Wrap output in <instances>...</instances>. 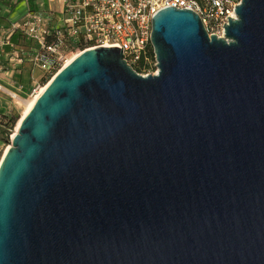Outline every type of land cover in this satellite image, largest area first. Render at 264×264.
<instances>
[{
	"label": "water",
	"instance_id": "95a60500",
	"mask_svg": "<svg viewBox=\"0 0 264 264\" xmlns=\"http://www.w3.org/2000/svg\"><path fill=\"white\" fill-rule=\"evenodd\" d=\"M228 19L165 7L157 73L97 47L50 80L0 162V264H264V0Z\"/></svg>",
	"mask_w": 264,
	"mask_h": 264
},
{
	"label": "built area",
	"instance_id": "2783aa9c",
	"mask_svg": "<svg viewBox=\"0 0 264 264\" xmlns=\"http://www.w3.org/2000/svg\"><path fill=\"white\" fill-rule=\"evenodd\" d=\"M240 1L61 0L60 9L50 8L47 14L28 9L16 19L4 20L0 15V65L4 55L16 66L22 65L23 57L14 49L18 46L12 39L17 34L31 44L32 70H42L41 78L54 77L74 53L97 47L122 48L125 60L138 73H157L151 34L152 18L158 11L168 6L192 9L210 35L224 37V24L235 17Z\"/></svg>",
	"mask_w": 264,
	"mask_h": 264
},
{
	"label": "rangeland",
	"instance_id": "374dc122",
	"mask_svg": "<svg viewBox=\"0 0 264 264\" xmlns=\"http://www.w3.org/2000/svg\"><path fill=\"white\" fill-rule=\"evenodd\" d=\"M13 2L16 3V6L13 7L14 11H11L10 8H8L5 4H1L0 1V15L4 20L9 17L16 19L20 17L28 9L30 10L33 9L41 14H47L48 9L50 8L60 9V5H61V0H57V2L55 3H49L48 0H13ZM20 40H21L20 45H18V47L14 49H17V53L19 54V56L23 57L24 61L21 65L22 66L21 69L25 67L24 68L25 71L22 79L25 81L26 85L23 88H20L19 86H17V82L13 81L14 79L10 81L5 77L2 78L1 72L6 71V66L4 65L1 67L2 69H0V84H2L3 86L2 88H0V115L5 113L9 114L12 112L14 113V115H18L17 123L19 119L22 117L23 107L20 105V103H18L17 99H15L9 93V91H14L23 98H29L34 94H36V90H39L38 89L39 85L43 86L53 78V77L49 78V80L45 84H43V80L45 78H40L41 75L43 74V71L38 69L35 73V76L37 78L31 77L30 83H28L32 69L30 59L32 57L33 52L31 48V44H28L25 40L22 39V37ZM14 49L8 48L7 50L13 51ZM17 69L20 68H16L15 70ZM17 123L9 134L10 135L9 142L6 144H0V160L3 156L4 149L6 148V146L11 144L12 141L11 136L14 134L16 130Z\"/></svg>",
	"mask_w": 264,
	"mask_h": 264
},
{
	"label": "trees",
	"instance_id": "16d2710c",
	"mask_svg": "<svg viewBox=\"0 0 264 264\" xmlns=\"http://www.w3.org/2000/svg\"><path fill=\"white\" fill-rule=\"evenodd\" d=\"M1 4H5L8 8H10V10H13V7L16 6V3L13 2V0H0ZM13 42L15 45H20V35H13ZM9 48V47H8ZM11 48V47H10ZM49 78H51L50 76L45 78L43 80V84H45ZM20 80H23L22 78ZM18 115H14V113H5L0 115V144H6L9 142V134L12 131L13 127L16 125L17 123V117Z\"/></svg>",
	"mask_w": 264,
	"mask_h": 264
},
{
	"label": "bare ground",
	"instance_id": "6f19581e",
	"mask_svg": "<svg viewBox=\"0 0 264 264\" xmlns=\"http://www.w3.org/2000/svg\"><path fill=\"white\" fill-rule=\"evenodd\" d=\"M82 52H77V53H74L69 59L68 61L66 62L65 66L67 64H69L73 59H75L76 57H78ZM50 82V81H49ZM48 82V83H49ZM47 84L43 85V86H40L36 92V94H34L33 96L29 97V98H23L21 97L18 93L14 92V91H9V93L15 98L17 99L18 103H20V105L23 107V113H22V117L19 119L18 123H17V126H16V130L14 132V134L12 135V137H14L17 129H18V126H19V123L21 122V120L23 119V117L30 111V109H32V107L34 106L36 100L39 98V96L44 92V90L46 89L47 87ZM2 88V87H0ZM11 144H9L8 146H6V148L4 149V153H3V156L9 151V149L11 148ZM2 156V157H3ZM2 159V158H1ZM1 162V160H0Z\"/></svg>",
	"mask_w": 264,
	"mask_h": 264
},
{
	"label": "crops",
	"instance_id": "0c3cea01",
	"mask_svg": "<svg viewBox=\"0 0 264 264\" xmlns=\"http://www.w3.org/2000/svg\"><path fill=\"white\" fill-rule=\"evenodd\" d=\"M11 11H14V10H11ZM12 19H15V18H12ZM6 66V71H3V72H1V76H2V78L3 77H5L6 79H8V80H10V81H12L13 79V81H15V82H17V86H25L26 85V83H25V81L24 80H20L23 76H24V71H25V67L23 68V69H21V65H17L16 66V64H14V63H11V62H9L8 60H7V55H4L3 56V59H2V66ZM1 65H0V69H2L1 67H2ZM31 67H32V65H31ZM16 68H20V69H17V70H15ZM38 69H35V70H32L31 69V73H30V77H29V81H28V83H30V79H31V77L32 78H35L36 76H35V73H36V71H37ZM42 76V75H41ZM37 78V77H36ZM41 78V77H40ZM34 82V81H33ZM27 83V84H28ZM0 87H3L2 86V84H0ZM22 87V88H23Z\"/></svg>",
	"mask_w": 264,
	"mask_h": 264
}]
</instances>
